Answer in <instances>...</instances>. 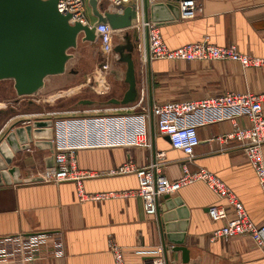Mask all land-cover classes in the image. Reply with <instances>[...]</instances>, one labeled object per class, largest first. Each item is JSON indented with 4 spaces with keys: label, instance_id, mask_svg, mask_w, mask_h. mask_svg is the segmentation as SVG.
<instances>
[{
    "label": "crops",
    "instance_id": "crops-1",
    "mask_svg": "<svg viewBox=\"0 0 264 264\" xmlns=\"http://www.w3.org/2000/svg\"><path fill=\"white\" fill-rule=\"evenodd\" d=\"M198 1L203 11L196 18L178 19L161 26L169 48L208 39L215 46L236 47L241 54L264 58V0ZM80 42L84 44L83 50ZM121 43L116 39V45ZM93 44L97 43L80 38L77 48L70 51L71 67L67 65L66 73L48 77L36 95L22 99L17 96L11 106L0 108V131L4 127L0 140L13 123L31 119L26 117L43 120V116L60 114L53 118L54 149L75 150L78 170L90 175L84 182L86 193L119 196L102 202H80L73 182L0 185V264H115L112 245L122 249L125 264H149L152 256L137 252L162 247L159 220L166 199L159 202L155 216L146 214L142 198L135 195L139 189L137 177L114 176L112 171L127 162L147 167L158 160L160 153L164 154L163 174L168 179H179L184 166L191 173L207 170L237 195L255 224L263 225L264 195L256 173L242 144L224 140L237 128L249 127L247 117L237 116L234 110L192 115L188 122L197 126L200 143L195 148V157L188 161L184 153L172 149L155 124H146L141 116L135 115L138 111L114 113L112 109L123 107L105 104L113 99L122 100L128 91L126 65L117 63L109 74H101L100 62L96 63L86 51ZM136 58L139 101L144 99L149 107L227 93H264V68H243L232 61L161 60L150 62L143 70L135 52ZM63 85H69L63 98L81 94L79 104L91 101L92 105L84 106L100 104L114 108L109 113L79 116L67 114L73 111L71 105H58L55 109L50 100L59 98ZM91 92L106 97V102L87 97ZM15 111L20 116L13 115ZM262 152L264 157V147ZM51 156L50 150H40L31 144L29 150L15 156L13 165L20 168L21 178L37 177L48 168L46 160ZM176 197L183 200L185 208L172 210L171 233L176 239H184L182 246L189 250V264H264V254L247 235L214 240V232L223 222L212 221L209 208L227 205V201L216 196L206 183L184 187L171 196ZM230 214L233 215L232 210ZM17 235L47 236L38 245L34 261L26 259L27 253L15 241ZM57 243L64 247L62 258L54 255L53 245ZM167 244L170 264H182V253H172L175 245Z\"/></svg>",
    "mask_w": 264,
    "mask_h": 264
},
{
    "label": "built area",
    "instance_id": "built-area-1",
    "mask_svg": "<svg viewBox=\"0 0 264 264\" xmlns=\"http://www.w3.org/2000/svg\"><path fill=\"white\" fill-rule=\"evenodd\" d=\"M48 1V0H43ZM98 10L105 13H124L126 7L136 12L135 23L126 30H113L109 24L96 25L97 19L92 15L88 0H60L58 10L63 15H70L69 24L88 26L95 29L97 42L101 45L104 61L100 65L103 75L109 74L112 66L119 63V54L116 53V39L124 40L127 31L138 32L137 48L138 61L145 70L153 61H232L239 63L243 68H264V58L241 54L236 47H218L208 39L187 44L176 49L169 48L163 40L161 26L150 18V6L155 0H96ZM203 8L198 0H181L179 3V19L191 20L201 14ZM94 18V20L92 19ZM226 110L236 111L237 116L247 117L250 125L247 128H237L224 140H236L242 144L249 164L254 169L264 195V93L237 94L206 98L199 101L168 102L149 107L144 99L136 105L112 109L114 113L123 111H138L146 124H155L159 133L169 137L172 149L184 153L188 161L195 157V148L199 145L197 126L189 124V118L197 113L219 112ZM110 111V110H109ZM110 111V112H111ZM109 113V112H108ZM75 114V113H72ZM79 116V115H77ZM87 118V117H79ZM4 130L0 131L2 135ZM158 160L147 167H138L132 162L121 165L112 171L114 176L135 175L139 181V189L135 195L142 198L146 214L155 216L159 202L165 196L177 194L181 189L196 182H204L220 199L226 200L227 205H214L209 208V216L214 222H223V226L214 232V240H228L247 235L264 254V224L257 225L250 218L244 205L237 195L216 175L207 170L189 172L183 167V175L177 180H170L163 174V153L158 154ZM54 167L46 168L39 178L42 182L62 184L73 182L76 185L80 202H102L117 197L114 193L88 194L84 182L89 174L80 172L77 168L75 150L54 149ZM124 194L122 196H128ZM131 195V194H130ZM233 211V215L230 211ZM46 235L25 237L17 235L15 241L20 249L27 253L26 259L34 261L35 251L39 244H43ZM54 255L65 256L61 243L53 245ZM111 251L115 264H125L122 249L112 245ZM138 254L152 256L149 264H167L162 247L138 251Z\"/></svg>",
    "mask_w": 264,
    "mask_h": 264
},
{
    "label": "water",
    "instance_id": "water-1",
    "mask_svg": "<svg viewBox=\"0 0 264 264\" xmlns=\"http://www.w3.org/2000/svg\"><path fill=\"white\" fill-rule=\"evenodd\" d=\"M59 1L0 0V81L12 80L20 99L36 95L45 86L48 77L66 73L72 59L70 51L77 48L80 38L85 42L97 43L95 29L69 24L70 15L59 12ZM156 1L150 11L153 21L162 26L179 19L181 0ZM88 4L97 19L96 25L107 23L113 30H126L135 23L136 12L131 7H126L122 15H103L98 10L96 0H88ZM137 41L138 32L133 30L132 34L124 36V43L116 45L120 62L126 65L125 82L129 87L122 100H110L108 105L129 107L139 101L135 59L137 43H134ZM81 104L92 105L93 102L82 101ZM52 133L53 120L26 119L13 123L0 140V185L42 182L39 177L21 178V170L13 165V161L18 153L29 150L32 144L40 150H50L52 156L46 160V166L54 167ZM166 138L170 142L169 137ZM165 199L163 215L159 220L164 256L167 264H170L167 243L173 244L172 253L181 252L182 264H189V250L182 246L184 239L174 237L170 223L172 210L184 209V202L179 197L165 196Z\"/></svg>",
    "mask_w": 264,
    "mask_h": 264
},
{
    "label": "rangeland",
    "instance_id": "rangeland-1",
    "mask_svg": "<svg viewBox=\"0 0 264 264\" xmlns=\"http://www.w3.org/2000/svg\"><path fill=\"white\" fill-rule=\"evenodd\" d=\"M92 19L94 20V18L92 17ZM117 42L121 43V40L118 38ZM80 48L83 50L84 44L82 42H80ZM86 51L88 53V56H91L92 59H94V61L100 62V64H102V62L104 61V55L102 54L101 51V45L97 42V44H93L90 47L86 48ZM94 55V57H93ZM120 59V58H119ZM120 60L119 63L120 64ZM71 67V65H68V68ZM69 85H63L57 95L56 100L54 98H51L50 102L52 105H54L55 109L59 108L61 105L63 106H68L71 105L72 106V110L73 111H68L67 114H72L75 113V115H96V114H104L109 112V109L114 108L113 106H105L102 107L100 106V104L97 105H93L91 107L88 106H84L79 104V101H81L80 99H82L81 94H77V95H73V96H66L65 98L64 95H67V93L63 92V91H68L69 89ZM67 89V90H66ZM72 95V94H71ZM17 97L15 89H14V82H1L0 83V108L2 107H7V106H11L14 102V99ZM87 97H90V99L95 100L96 102H106V97H101L98 96L97 94H95L94 92H91V96L87 95ZM26 98H30V97H26ZM64 103V104H63ZM107 104V103H105ZM58 105H60L58 107ZM13 115H19L20 113L18 111L12 112ZM27 116L30 114H25L22 113V116ZM61 116L60 114L56 113V116H43L42 118L45 119H49V120H53V118L55 117H59ZM7 119L10 118V114L7 115L6 117ZM26 118H31V116L26 117ZM25 118V119H26Z\"/></svg>",
    "mask_w": 264,
    "mask_h": 264
}]
</instances>
